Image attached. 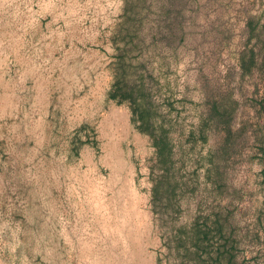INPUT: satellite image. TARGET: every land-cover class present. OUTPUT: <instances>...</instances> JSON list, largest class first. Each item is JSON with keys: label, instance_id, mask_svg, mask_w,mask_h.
Returning <instances> with one entry per match:
<instances>
[{"label": "rangeland", "instance_id": "rangeland-1", "mask_svg": "<svg viewBox=\"0 0 264 264\" xmlns=\"http://www.w3.org/2000/svg\"><path fill=\"white\" fill-rule=\"evenodd\" d=\"M0 264H264V0H0Z\"/></svg>", "mask_w": 264, "mask_h": 264}, {"label": "trees", "instance_id": "trees-1", "mask_svg": "<svg viewBox=\"0 0 264 264\" xmlns=\"http://www.w3.org/2000/svg\"><path fill=\"white\" fill-rule=\"evenodd\" d=\"M136 102L133 103V105H135ZM135 113L136 116L138 118V120L141 122L142 125V129L148 131L151 129V125L149 122V119L146 117V111L145 110H141V109H135ZM153 139H154V146L156 148V154H157V158L159 161V164L162 167H165L167 165H169V159L171 156V148L169 147V145L166 143V139L164 138V136L162 137H156L154 135ZM157 187V186H156ZM159 193V188L154 189V194L157 195ZM196 228H200L198 225L195 226ZM205 230H208L205 228ZM209 232V231H208ZM207 231H201L198 230V236H201L202 240L204 238H206L207 236ZM219 238L222 237L221 232H218ZM218 244V250L216 252L217 258L222 257L225 253H228L229 251L225 249V245L222 244L221 239L218 240L217 242Z\"/></svg>", "mask_w": 264, "mask_h": 264}]
</instances>
